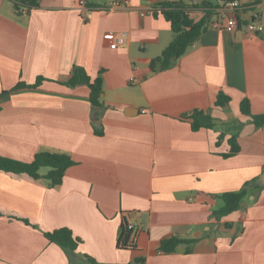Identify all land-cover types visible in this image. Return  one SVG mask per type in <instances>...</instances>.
Here are the masks:
<instances>
[{
  "label": "crops",
  "instance_id": "obj_1",
  "mask_svg": "<svg viewBox=\"0 0 264 264\" xmlns=\"http://www.w3.org/2000/svg\"><path fill=\"white\" fill-rule=\"evenodd\" d=\"M33 1L16 10L0 0V156L29 163L37 153H64L74 165L55 187L0 171V264H264V128L239 108L247 99L252 115H264V32L242 21L264 24V2L231 0L242 10L228 32L211 28L231 13L209 0L198 41L151 72L174 39L154 1L112 10L122 0ZM106 33H125V46L107 47ZM76 68L101 79L100 107L86 85H67ZM39 77L38 87L13 90ZM220 93L230 101L215 107ZM194 111L213 127L193 131ZM233 135L239 152L224 157ZM247 182L260 188L215 217L221 196ZM125 221L139 228L134 248L118 245ZM60 228L80 240L72 253L44 236ZM171 239L180 243L163 251Z\"/></svg>",
  "mask_w": 264,
  "mask_h": 264
},
{
  "label": "trees",
  "instance_id": "obj_2",
  "mask_svg": "<svg viewBox=\"0 0 264 264\" xmlns=\"http://www.w3.org/2000/svg\"><path fill=\"white\" fill-rule=\"evenodd\" d=\"M14 1V7L19 9L20 5L27 4L35 6L33 0L23 1L22 4ZM226 3L231 0H223ZM214 5L209 0H201L200 3L193 5H186L181 2H168L155 5L154 10L157 14H161L164 19L170 24L171 31L174 34L173 41L166 47L162 55L149 64L151 72H157L169 68L172 63L171 59L174 57L179 59L184 55L186 50L198 41L201 34L208 28L209 17L212 15ZM201 12L203 16L199 20H195L192 15ZM243 23L248 21L242 20ZM42 78H37L33 85H25L24 83H18L13 90L21 88H36L41 82ZM68 86L86 85L89 88V102L94 107H100V95L102 94V81L100 78H96L94 81H90L85 71L81 68H76L71 79L67 83ZM229 97L222 95L217 96L214 106L223 107L229 103ZM240 113L243 116L251 118L253 124L256 127L264 128V115H252L250 111V104L247 99H243L240 102ZM190 120L191 129L197 131L201 128L210 129L213 127L212 117L202 111H194L187 117ZM99 134V132H96ZM230 152L225 154L224 157H231L239 152L238 145L236 143L235 135L229 139ZM74 165L72 158L64 153H37L33 160L29 163L16 161L13 159L0 156V171L10 174H23L34 180H45L49 183L50 187H55L61 184L65 172L68 168ZM45 170V174H41V171ZM260 188L259 185L253 184V182H247L243 188L238 192L224 193L221 198L223 200V208L219 211L213 212L215 217L226 216L232 212L237 211L240 208L241 201L246 197L250 188ZM27 222V221H25ZM28 223V222H27ZM45 238L58 247H60L66 253H72L77 248L80 240L73 236L70 230L66 228H60L53 230L52 232L44 233ZM126 240L124 229L119 237L118 245L120 241ZM180 243V241L171 239L162 242L161 249L166 252H170L174 247ZM120 247V245H119Z\"/></svg>",
  "mask_w": 264,
  "mask_h": 264
},
{
  "label": "built area",
  "instance_id": "obj_3",
  "mask_svg": "<svg viewBox=\"0 0 264 264\" xmlns=\"http://www.w3.org/2000/svg\"><path fill=\"white\" fill-rule=\"evenodd\" d=\"M152 1H154L155 5L160 4L158 0H152ZM261 1L264 2V0ZM127 4H128L127 0L113 1L108 5L106 10L125 7ZM223 7L228 11H230L231 13L230 17L225 18L221 21L214 22L210 26L215 30H225L228 32H234L235 30H237L241 20L242 5H240L238 1H228L226 3H223ZM20 13L25 14L26 12L24 10H20ZM246 30L250 33L260 34L264 32V24L261 22L248 21V23L246 24ZM126 41L127 38L125 33H118V34L106 33L102 37V42L105 45H107V47L113 50L125 46ZM123 229L126 236V240L120 241L119 243L120 247L134 248L137 243L139 228L132 221H125L123 225Z\"/></svg>",
  "mask_w": 264,
  "mask_h": 264
},
{
  "label": "water",
  "instance_id": "obj_4",
  "mask_svg": "<svg viewBox=\"0 0 264 264\" xmlns=\"http://www.w3.org/2000/svg\"><path fill=\"white\" fill-rule=\"evenodd\" d=\"M175 59H176V58L173 57V58H172V61H175ZM262 181L264 182V177L262 178Z\"/></svg>",
  "mask_w": 264,
  "mask_h": 264
},
{
  "label": "rangeland",
  "instance_id": "obj_5",
  "mask_svg": "<svg viewBox=\"0 0 264 264\" xmlns=\"http://www.w3.org/2000/svg\"><path fill=\"white\" fill-rule=\"evenodd\" d=\"M42 171H45V170H42Z\"/></svg>",
  "mask_w": 264,
  "mask_h": 264
}]
</instances>
